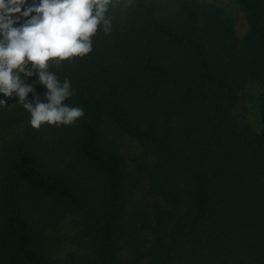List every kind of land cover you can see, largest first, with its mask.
I'll use <instances>...</instances> for the list:
<instances>
[{
	"label": "trees",
	"instance_id": "1",
	"mask_svg": "<svg viewBox=\"0 0 264 264\" xmlns=\"http://www.w3.org/2000/svg\"><path fill=\"white\" fill-rule=\"evenodd\" d=\"M231 1L241 35L214 2L129 0L120 9L114 0L112 31L98 26L91 52L49 62L71 81L63 103L84 111L62 124L73 150L64 169L49 166L44 129L0 93V137L10 138L0 152V264H50L31 222L43 199H54L55 213L84 214L99 264H120L124 231L130 244L141 233L122 222L141 181L127 169L124 135L156 155L154 183L179 205L166 236L132 264H264V0ZM34 88L44 99L46 88Z\"/></svg>",
	"mask_w": 264,
	"mask_h": 264
},
{
	"label": "clouds",
	"instance_id": "2",
	"mask_svg": "<svg viewBox=\"0 0 264 264\" xmlns=\"http://www.w3.org/2000/svg\"><path fill=\"white\" fill-rule=\"evenodd\" d=\"M113 4L114 0H0V93L16 97L32 127L70 125L84 115L81 107L63 103L72 94L71 81H61L49 62L59 64L91 52L98 26L105 33L112 31L107 13ZM30 76L36 81L28 83ZM35 83L46 88L44 99L35 92Z\"/></svg>",
	"mask_w": 264,
	"mask_h": 264
},
{
	"label": "rangeland",
	"instance_id": "3",
	"mask_svg": "<svg viewBox=\"0 0 264 264\" xmlns=\"http://www.w3.org/2000/svg\"><path fill=\"white\" fill-rule=\"evenodd\" d=\"M214 2L231 11L237 18V32L242 34L245 30L244 16L237 10L231 0H203ZM118 8L126 7L129 0H115ZM243 111L251 118L253 123L256 122L254 107L245 104ZM43 130V140L45 150L49 153V166L53 169H64L66 164L71 161L73 150L69 141L65 138V132L62 125L42 124L40 129ZM2 135V134H1ZM0 137V152L5 140L10 138ZM116 136V135H110ZM119 140V147L124 155L127 169L131 173H137L141 176L138 183V191L131 194L130 199L125 206L122 222L127 227L133 221L137 224V230H140L138 243L133 241L129 243L130 237L126 232L121 238L118 255L120 264H132L136 254H149L150 248H153L158 238L166 236V228L173 221L174 214L179 211V205L167 198L163 191L159 190L154 183V176L159 173L155 168V154L135 138L124 135ZM70 146V148H69ZM0 156V163H1ZM81 174L79 171L73 173L74 179ZM78 182V181H77ZM185 184V183H184ZM183 185V184H182ZM54 199H43L35 203L33 208L31 222L42 231V238L45 244V254L50 264H99L101 257L95 243L92 230L88 229V221L82 213H55L51 209ZM34 206V205H33ZM179 213V212H178ZM48 217L53 214L52 218L44 219L42 215ZM157 214L164 218V225H158ZM42 218V219H41ZM136 248L134 249V247Z\"/></svg>",
	"mask_w": 264,
	"mask_h": 264
}]
</instances>
